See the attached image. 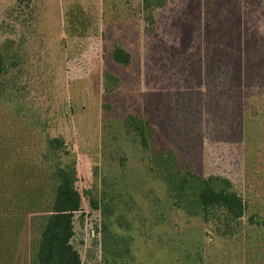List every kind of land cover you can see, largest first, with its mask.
<instances>
[{
	"label": "rangeland",
	"instance_id": "obj_1",
	"mask_svg": "<svg viewBox=\"0 0 264 264\" xmlns=\"http://www.w3.org/2000/svg\"><path fill=\"white\" fill-rule=\"evenodd\" d=\"M152 17L142 0H0L8 108L35 118L38 142L61 136L76 161L82 264H264V0H166ZM104 71L119 78L112 92ZM127 114L184 168L229 179L242 219L174 203ZM32 232L23 216L9 264H29Z\"/></svg>",
	"mask_w": 264,
	"mask_h": 264
},
{
	"label": "trees",
	"instance_id": "obj_2",
	"mask_svg": "<svg viewBox=\"0 0 264 264\" xmlns=\"http://www.w3.org/2000/svg\"><path fill=\"white\" fill-rule=\"evenodd\" d=\"M165 2L142 0L145 20L152 21V11ZM111 58L127 66L131 56L120 44H114ZM4 71V56L0 53V264H9L10 246L16 242L14 235H17L10 232L28 215L34 230L29 264H82L79 252L71 243L73 215L81 206V195L75 187L76 161L70 157L61 136L45 134L44 142H38L36 137L42 132L36 129L35 118L30 116L26 120L27 115L16 102L11 110L8 108L13 99L2 80ZM118 84L117 75L104 71V92H112ZM123 126L150 153L153 170L166 185L174 203L183 202L188 212L202 214L207 220L242 219L245 201L229 179L219 175L200 176L190 167L184 168L170 148L153 144V127L138 115L127 114Z\"/></svg>",
	"mask_w": 264,
	"mask_h": 264
}]
</instances>
